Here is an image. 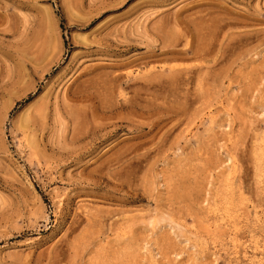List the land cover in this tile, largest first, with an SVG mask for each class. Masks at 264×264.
I'll list each match as a JSON object with an SVG mask.
<instances>
[{"label": "rangeland", "instance_id": "1", "mask_svg": "<svg viewBox=\"0 0 264 264\" xmlns=\"http://www.w3.org/2000/svg\"><path fill=\"white\" fill-rule=\"evenodd\" d=\"M0 264H264V0H0Z\"/></svg>", "mask_w": 264, "mask_h": 264}, {"label": "trees", "instance_id": "2", "mask_svg": "<svg viewBox=\"0 0 264 264\" xmlns=\"http://www.w3.org/2000/svg\"><path fill=\"white\" fill-rule=\"evenodd\" d=\"M63 24H64V21H63V19H61V25L63 26Z\"/></svg>", "mask_w": 264, "mask_h": 264}, {"label": "bare ground", "instance_id": "3", "mask_svg": "<svg viewBox=\"0 0 264 264\" xmlns=\"http://www.w3.org/2000/svg\"><path fill=\"white\" fill-rule=\"evenodd\" d=\"M192 72V71H191ZM186 76V75H185ZM26 122V121H25ZM27 124V123H26ZM24 127V126H23Z\"/></svg>", "mask_w": 264, "mask_h": 264}]
</instances>
